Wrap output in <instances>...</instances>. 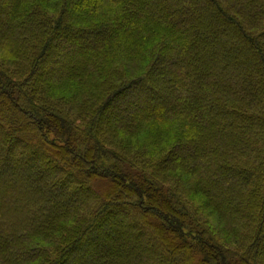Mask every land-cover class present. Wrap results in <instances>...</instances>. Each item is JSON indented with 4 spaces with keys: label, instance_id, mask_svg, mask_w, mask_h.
Segmentation results:
<instances>
[{
    "label": "trees",
    "instance_id": "16d2710c",
    "mask_svg": "<svg viewBox=\"0 0 264 264\" xmlns=\"http://www.w3.org/2000/svg\"><path fill=\"white\" fill-rule=\"evenodd\" d=\"M0 264H264V0H0Z\"/></svg>",
    "mask_w": 264,
    "mask_h": 264
}]
</instances>
